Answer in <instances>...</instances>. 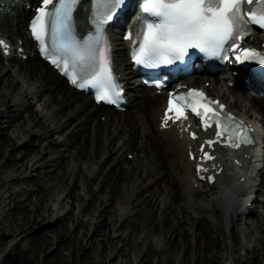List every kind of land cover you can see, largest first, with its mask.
Segmentation results:
<instances>
[{"label": "bare ground", "instance_id": "1", "mask_svg": "<svg viewBox=\"0 0 264 264\" xmlns=\"http://www.w3.org/2000/svg\"><path fill=\"white\" fill-rule=\"evenodd\" d=\"M26 16L5 17L0 33L12 42L22 38L30 49ZM110 34L116 68L128 81L133 72L124 44ZM8 62L10 68L0 54V226L15 239L17 264H170L171 258L172 264H264V213L247 217L246 201L226 200L219 185H190L192 142L158 129L163 96L144 87L138 95L130 83V111L113 113L37 57ZM205 80L230 110L248 115L250 107L239 108L247 101L264 120L260 96L233 91L215 77L197 82ZM38 99L41 111L34 108ZM5 168L15 175L7 179ZM263 187L264 179L256 191ZM262 195L256 199L263 210ZM57 203L65 212L54 210ZM44 223L48 228L38 227Z\"/></svg>", "mask_w": 264, "mask_h": 264}, {"label": "snow or ice", "instance_id": "2", "mask_svg": "<svg viewBox=\"0 0 264 264\" xmlns=\"http://www.w3.org/2000/svg\"><path fill=\"white\" fill-rule=\"evenodd\" d=\"M125 2L91 0L88 19L92 30L83 38L74 15L81 0H41L30 24L45 58L69 76L74 86L95 89L99 102L115 104L121 97L122 88L113 71L106 26ZM245 5L249 6L247 11ZM137 23L136 44L132 50V59L137 65L171 64L183 60L189 49L194 48L225 61L234 54L237 62L264 66V51L240 46L251 35L250 24L264 29V0H143ZM0 47L8 45L0 40ZM223 109L224 105L209 100L203 91L191 89L170 99L165 126L169 120H187L189 110L201 119L205 131L215 125V137L201 146V160H215V156L204 150L205 145L214 148L219 143L239 148L241 144L254 143L252 130ZM173 112L174 117L169 114ZM191 134L197 137L195 132ZM197 167L199 171H207L202 164Z\"/></svg>", "mask_w": 264, "mask_h": 264}, {"label": "rangeland", "instance_id": "3", "mask_svg": "<svg viewBox=\"0 0 264 264\" xmlns=\"http://www.w3.org/2000/svg\"><path fill=\"white\" fill-rule=\"evenodd\" d=\"M5 66L7 67V68H10V66H9V64H7V63H5ZM13 70V69H12ZM28 79H32L31 77L30 78H28ZM28 79H26V81H27V83H29V81H28ZM28 86V84H26L25 85V87H27ZM229 99H231V98H228V101H231V100H229ZM36 100L37 99H35L34 100V104H35V102H36ZM37 102H40V103H36V105H34V108H35V110H37V111H41L42 109H43V107H44V104H43V100H39L38 99V101ZM41 102H42V107H41ZM52 102H55V99H52ZM46 107V106H45ZM247 107H250V111H249V113H248V115H251V117H252V115L254 116H259V129H260V133H261V144L262 145H264V120L262 119V116L263 115H260L259 114V112H258V110L256 109V108H252L248 103H247V101H243V102H241V104L239 105V108H241L242 109V111H246L247 110ZM63 109H65V108H63ZM62 109V110H63ZM103 109V108H102ZM252 109H254V110H252ZM44 110H46V108L44 109ZM104 110H107V109H104ZM113 111V110H112ZM113 113H115V111H113ZM116 113H118V112H116ZM243 113V112H242ZM114 115H116V114H114ZM98 116L99 115H97V119H98ZM104 115H101V117H103ZM256 117V118H257ZM102 121V120H101ZM7 125V123L5 122L4 123V127ZM22 150V148H17V150ZM113 155V154H112ZM131 157H132V154L130 155H128L127 154V158H128V160L129 161H131ZM4 175H5V177L8 179V178H11L12 176H14L15 174L13 173V172H11L9 169H4ZM19 176H21V175H19ZM258 178H259V182H258V184L255 186V190L257 189V187L259 186V184L261 183V180L262 179H264V172H261L260 173V175L258 176ZM25 185L24 184H19V185H12L11 186V188L13 189V190H17L19 187H24ZM231 193L233 194V193H236V191H234V190H232L231 191ZM264 194V187H263V189H262V192H258V191H256L255 192V195H259V194ZM223 198H225L224 197V195L222 194L221 195ZM160 198H161V196H159ZM260 199L261 200H263L264 201V195H262L261 197H260ZM226 200H229V199H227L226 198ZM258 200V199H257ZM258 206H255V208L256 207H259V208H256V209H259V213L260 214H257V215H263V213H264V209L262 210V207L260 206V203H256ZM127 205V207H129V205L128 204H126ZM255 209V210H256ZM54 210L55 211H60V212H65V211H63L64 209L63 208H60V206H59V204L57 203V204H54ZM55 213V212H54ZM254 216H256V213L254 214H250V216L249 217H254ZM38 227H46V223H44V224H42V225H40V226H38ZM71 227V222H68L67 224H66V229H69ZM46 228H48V227H46ZM6 233H7V230H5L4 228H2L1 226H0V264H17L18 263V260L16 259V256L14 255V252L10 249V246L15 242V239H13V238H11V237H6ZM246 237V240H248L249 239V236H251V233L250 232H246V235H245ZM149 242H150V240H149ZM80 253H82V252H80ZM170 256H174L175 257V251H172L171 253H170ZM172 260L170 261V264H172L173 263V258H171ZM175 263V262H174ZM32 264H40V263H32ZM184 264H190L188 261L186 262V263H184Z\"/></svg>", "mask_w": 264, "mask_h": 264}]
</instances>
